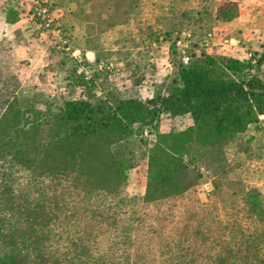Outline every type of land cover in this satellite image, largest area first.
Instances as JSON below:
<instances>
[{
    "label": "trees",
    "instance_id": "trees-1",
    "mask_svg": "<svg viewBox=\"0 0 264 264\" xmlns=\"http://www.w3.org/2000/svg\"><path fill=\"white\" fill-rule=\"evenodd\" d=\"M141 1L85 0L107 27ZM256 58L251 72L248 61L202 52L151 98H102L85 85L84 97L51 110L20 95L0 55V264H264V197L229 178L224 152L264 116V49ZM163 114L192 125L159 133ZM134 125L155 138L130 221L131 164L115 148ZM187 158L223 181L204 204L195 194L203 177Z\"/></svg>",
    "mask_w": 264,
    "mask_h": 264
},
{
    "label": "rangeland",
    "instance_id": "rangeland-1",
    "mask_svg": "<svg viewBox=\"0 0 264 264\" xmlns=\"http://www.w3.org/2000/svg\"><path fill=\"white\" fill-rule=\"evenodd\" d=\"M43 2L49 6L58 34L34 24L30 0H0V47L4 48L0 55L15 76L20 95L51 110L64 99L84 97L85 85L102 98L109 93L118 98L145 100L164 92L176 78L181 63L175 41L182 30H189L192 35L186 50L189 57L203 52L246 62L248 52L257 57L264 49V0H142L125 22L109 27L102 22L104 16H88L85 0ZM155 5L161 6L162 11H156ZM10 12L18 19L8 23L5 16ZM209 31L222 39L233 38L232 42L237 44L218 39L206 49L200 41ZM191 125L188 115L173 122L163 114L157 130L168 133L173 126L183 129ZM133 128L132 135L115 148L117 155L128 158L131 164L126 171V216L130 221L142 206L148 153L155 138L151 126L146 137L141 136L144 127ZM224 152L229 178L241 184V191L254 188L264 197V116L260 115L256 123L228 143ZM186 160L201 178V170L208 171L206 178L211 180L212 191L215 181L223 182L215 174L214 166L192 158ZM239 165H243L245 174L237 171ZM249 169L263 176L249 179ZM257 182H262L263 187ZM199 183L195 194L199 203L204 204L209 197L201 200Z\"/></svg>",
    "mask_w": 264,
    "mask_h": 264
},
{
    "label": "built area",
    "instance_id": "built-area-1",
    "mask_svg": "<svg viewBox=\"0 0 264 264\" xmlns=\"http://www.w3.org/2000/svg\"><path fill=\"white\" fill-rule=\"evenodd\" d=\"M30 13L33 19V22L38 27H41L46 30H52L55 34H58L60 31L57 28H53V18L49 6L44 4L43 0H30ZM191 32L189 30H182L178 38L175 41L177 48L181 52V64L186 65L189 61V56L186 54V50L190 44ZM222 40L224 43H229V45H236V42H232L233 38H221L214 31H209L202 37L200 44L206 49H210L216 40ZM247 61L249 62L251 68L250 71L253 72L257 64L256 55L253 52L247 53ZM149 128L144 127L141 131V136H148ZM203 179L199 183V196L202 201H205L212 191L211 180L206 178L207 170H201Z\"/></svg>",
    "mask_w": 264,
    "mask_h": 264
},
{
    "label": "crops",
    "instance_id": "crops-1",
    "mask_svg": "<svg viewBox=\"0 0 264 264\" xmlns=\"http://www.w3.org/2000/svg\"><path fill=\"white\" fill-rule=\"evenodd\" d=\"M153 8H155L156 11H159V10L162 11L161 6H158V7H157V6L155 5V6H153ZM92 57H94L93 54H92ZM88 61H91V60L88 59ZM236 151H237V150H236V148H235V152H236ZM240 164H241V163H240ZM242 169H243V165H239V168H238L237 171H238L239 173H241V175L246 173V172L242 171ZM257 174H258L257 171H256V170H253V169H249L248 172H247V176H248L249 179H250V178H251V179H255L256 176H258V177H262V176H263V175L260 174V173H259L258 175H257ZM260 179H261V178H260ZM257 180H258V179H257ZM262 181H264V180H262ZM257 183H258V182H257ZM258 184L261 185V186L263 187V185H262L263 183H262V182H260V183H258Z\"/></svg>",
    "mask_w": 264,
    "mask_h": 264
}]
</instances>
